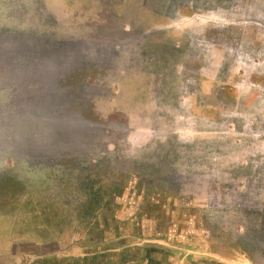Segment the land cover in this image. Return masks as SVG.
Masks as SVG:
<instances>
[{
  "label": "rangeland",
  "instance_id": "374dc122",
  "mask_svg": "<svg viewBox=\"0 0 264 264\" xmlns=\"http://www.w3.org/2000/svg\"><path fill=\"white\" fill-rule=\"evenodd\" d=\"M206 259L264 264V0H0V264Z\"/></svg>",
  "mask_w": 264,
  "mask_h": 264
},
{
  "label": "crops",
  "instance_id": "0c3cea01",
  "mask_svg": "<svg viewBox=\"0 0 264 264\" xmlns=\"http://www.w3.org/2000/svg\"><path fill=\"white\" fill-rule=\"evenodd\" d=\"M193 261H194V263H192ZM193 261H191L188 264H221L220 262L214 261L212 259H206V260H203V261H196V260H193Z\"/></svg>",
  "mask_w": 264,
  "mask_h": 264
}]
</instances>
